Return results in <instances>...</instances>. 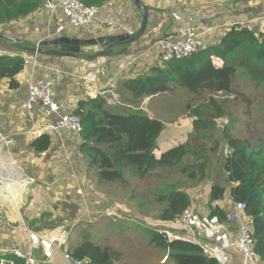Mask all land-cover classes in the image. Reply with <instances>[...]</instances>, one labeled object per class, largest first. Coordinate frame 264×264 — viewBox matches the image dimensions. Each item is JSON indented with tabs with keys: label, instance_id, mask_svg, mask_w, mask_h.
<instances>
[{
	"label": "crops",
	"instance_id": "0c3cea01",
	"mask_svg": "<svg viewBox=\"0 0 264 264\" xmlns=\"http://www.w3.org/2000/svg\"><path fill=\"white\" fill-rule=\"evenodd\" d=\"M140 1L148 9V26L144 35L129 45L123 43V35H129V32L134 35L142 25L141 12L132 0H115L102 7L97 21L91 26L69 28L63 34L61 50L80 48L84 56L113 51L111 55L94 60L85 57L60 58L30 51L55 32L59 12L42 9L26 21L0 29V34L20 42L16 44L0 38V55L21 56L26 61L25 70L18 76V89H10L6 81L0 83V134L13 140L12 143L0 141V204L4 206H0V257L16 250L33 256L40 264H68L65 256L70 247H76L89 238L118 255L114 264H124L123 260H152L153 252L159 260L155 264H170L163 260L168 252L154 246L151 237H147L148 240L133 228L111 232L108 226L115 220L108 223L106 230L95 232L88 229L90 218L96 222L95 218L104 214L106 194L104 191L100 194V188L90 179L92 173L80 151L81 136L70 132L61 137L50 135L47 127L54 119L45 118L39 106L31 111L26 107L30 83L51 77L56 81L54 90L62 105V113L73 112L78 102L96 98L97 92L110 88L117 92L121 89L122 102L129 105L132 102L124 101V97L130 96L122 90V83L149 74L152 67H160L159 53L154 48L159 38L176 36L184 27H196L203 32L201 39L207 47L217 44L233 25H248L264 32V0ZM48 50L45 48V51ZM213 60L217 67H222L220 59ZM178 90L181 89L172 93ZM168 94L146 98L142 105L144 103L148 107L154 99ZM30 131H42L43 135L50 136V148L36 152L31 145L39 137ZM185 142L187 139L182 134L170 138L165 129L159 140L157 155ZM208 160L206 180L199 185H189L186 190L194 209L205 222L203 226L194 228L195 236L188 235L180 222L154 223L172 240L184 238L200 245L219 264H245L243 254L230 245L240 237L239 224L226 221L221 225L216 220L207 219L215 183L226 186L221 208L229 213L235 205L231 199L232 186L227 182L225 173V177L221 174L219 180V174H213L211 161ZM117 209L118 205L112 211L118 216L129 212L122 207ZM159 211L155 209L154 214ZM116 215L112 217L117 219ZM120 234L144 240L137 243L123 240L119 248L112 247L110 236ZM123 245L141 247L140 253L143 251L145 255L135 258L131 254L124 256L121 253Z\"/></svg>",
	"mask_w": 264,
	"mask_h": 264
},
{
	"label": "trees",
	"instance_id": "16d2710c",
	"mask_svg": "<svg viewBox=\"0 0 264 264\" xmlns=\"http://www.w3.org/2000/svg\"><path fill=\"white\" fill-rule=\"evenodd\" d=\"M45 1L0 0V29L32 18L44 10ZM78 1L87 7L102 8L115 0ZM214 58L223 62L222 67L214 64ZM25 67L26 61L21 56L0 55V83L6 81L10 89H18V76ZM239 76L262 88L264 94V32L248 25H233L217 44L207 46L187 59L152 67L149 74L122 83V90L130 96L124 97V101L132 102L129 107H109L103 96H97L78 102L73 114L82 119L80 151L97 187L117 191L115 188L120 186L126 191L138 189L152 193L153 205L160 210L154 220L168 224L180 222L186 210L194 209L183 182L199 185L206 180L209 160L203 142L213 139L220 131L228 151L223 170L232 186L231 199L234 204H245L255 255L259 264H264V144L237 137L234 133L236 118L226 112L223 101L215 99L221 94H235L234 85ZM176 89H184L192 96L208 95L209 99L194 108L193 104H188L197 136L191 142L173 146L157 155L166 123L148 116L139 106L146 98L172 93ZM117 90L121 93V89ZM223 117H228L229 122L225 128L218 129L216 119ZM51 144L50 136L43 135L31 147L36 152H44ZM173 172L182 173L185 178L171 180ZM152 186L156 188L152 189ZM225 192V185L215 183L209 201L207 219L221 225L226 223L227 217L220 206ZM105 193L110 197L107 210L112 212L118 205L115 202L117 196L106 189ZM135 198L141 197L132 194L127 203ZM148 233L154 246L168 252L166 257L170 264H219L196 243L184 238L172 240L154 230ZM67 254L80 260L88 258L91 264H114L118 256L89 238L70 247ZM17 264L23 262L17 260Z\"/></svg>",
	"mask_w": 264,
	"mask_h": 264
},
{
	"label": "rangeland",
	"instance_id": "374dc122",
	"mask_svg": "<svg viewBox=\"0 0 264 264\" xmlns=\"http://www.w3.org/2000/svg\"><path fill=\"white\" fill-rule=\"evenodd\" d=\"M182 90H178L174 94L169 93L168 95L159 96L158 98H156V100L154 99V101L150 105L148 104V107L143 103V105L141 104L139 106V109L144 110L148 114V116H150V113L151 115H154L150 117L154 119L157 118V120L161 119L164 123H166L167 134L170 138L182 134L184 138L187 139V141L191 142L197 136V134L196 132H194L192 127L193 120L188 109V104H193L194 108L201 103H207L209 96H192L186 93V90ZM234 92L235 94L228 96H224L223 94L215 96V99L220 102L223 101L226 107V112L236 118V127L234 129L235 135L239 138H251L255 143L264 144V94L262 88L255 87L245 77L239 76L237 77L234 85ZM109 107L113 106L109 105ZM218 129L221 128L218 127ZM203 144L205 148V154L211 161L213 174H219L218 179L220 180L221 174H223L221 176L225 177L222 168L225 157L228 153L227 147L221 138V132L218 131L214 135L213 139L206 140L203 142ZM214 148L216 149L214 150ZM188 160L193 163L195 162V160L191 158H189ZM213 176L215 177L216 175ZM170 178L171 180L182 181L185 177H183L182 173L173 172ZM90 179L94 180L95 186L97 187V183L93 173L91 174ZM192 184L193 183L189 181L183 182V186L185 188ZM155 188L156 186H152V189ZM105 189L106 191L114 193L117 196L115 201H119L117 210H120L122 207V209L129 212L124 213L120 216L114 214L113 211L109 212L107 208L110 205V197L104 196V199L106 201L105 212L101 217L95 218L97 219L96 222H93L94 218H90L91 223L87 225L90 231L97 232L101 229L106 230V226L108 225V223H110L112 220H115L111 225L108 226V229L111 232L119 233L123 229L133 228L137 232H141V234L146 236V238L151 237V235L148 233L151 230H154L160 234L167 235L165 231H162L160 227H157L154 223V217L156 216L154 214V210L157 208L155 207V205H153L154 196L152 193L138 189H131L129 191H126L123 187L120 186L119 188H115L117 191L111 188ZM105 189H98V191L101 194L102 191L105 192ZM144 189H146V187H144ZM110 190H112V192ZM132 194L140 196L141 198H143V200L140 198L128 204L127 200ZM112 215H116L118 218L114 219ZM141 239V237L139 238L133 236H123L122 234L112 235L110 236V245L112 247L117 246L119 248V245L123 240H127L128 243H137L144 240ZM147 239L149 240V238ZM140 251L141 247L131 248L123 245V247L121 248V253L124 256H128L129 254H131L134 258L139 256L140 254L141 256L145 255V252L142 251L140 253ZM153 253H151L152 260H123V262L124 264H155L159 260H156V258L153 256Z\"/></svg>",
	"mask_w": 264,
	"mask_h": 264
},
{
	"label": "built area",
	"instance_id": "2783aa9c",
	"mask_svg": "<svg viewBox=\"0 0 264 264\" xmlns=\"http://www.w3.org/2000/svg\"><path fill=\"white\" fill-rule=\"evenodd\" d=\"M44 9L60 13L55 32L50 35L49 40H51L56 37L60 38L69 28L80 29L91 26L97 21L102 8L87 7L78 0H46ZM129 35L132 36L133 33L129 32ZM202 35L203 32L196 27H184L177 32L176 36H166L156 40L154 48L159 53L160 66L167 62L187 59L205 48V42L201 39ZM41 44L42 42L38 43L35 49H39ZM55 82V78L51 77L30 83L26 107L31 111L35 106H39L43 109L45 118L54 119L47 127L50 135L61 137L64 133L70 132L80 136L83 131L82 119L73 112L62 113V105L58 102L54 90ZM97 96H103L107 104L113 107L126 105L122 102L120 94L113 88L99 91ZM30 133L39 138L43 136L42 131H30ZM0 141L1 143L13 142L11 138L2 136V134H0ZM0 206L4 207L2 204ZM245 208L244 203H235L233 209L227 213V223H238L240 230L239 239L230 245L243 254L245 264H259L255 256L252 229L245 216ZM204 223L202 217L194 209L186 210L180 217V224L185 227L186 233L190 236H195L194 228L203 226ZM65 257L68 264H91L88 258L80 260L68 254ZM18 259H21L23 264H40L33 256L24 255L16 250L6 252L0 258V264H17ZM166 261L167 257L164 259V262Z\"/></svg>",
	"mask_w": 264,
	"mask_h": 264
},
{
	"label": "water",
	"instance_id": "95a60500",
	"mask_svg": "<svg viewBox=\"0 0 264 264\" xmlns=\"http://www.w3.org/2000/svg\"><path fill=\"white\" fill-rule=\"evenodd\" d=\"M132 1L135 3V5L138 7V9L141 12L142 25H141L140 29L133 36H130L128 34L123 35V38H124L123 43L125 45H129V44L137 41L138 39H140L144 35V33L147 29V26H148L149 15H148L147 7L144 4H142V2L140 0H132ZM62 37L63 36H61L60 38L56 37V38L51 39V40L47 39L44 42H42L39 49H30V51L33 53L41 54V55H49V56L60 57V58H63V57L83 58V57H85V58L91 59V60H94V59L98 58L99 56L111 55L113 53L112 50H106V51H103V52L96 54V55H93V56H91V55L84 56V54L80 50V48H76V49L71 48L68 50H61V44L63 42ZM0 38L14 42L16 44H20V42H17L16 39H13L9 36H5V35L0 34ZM45 48H49V50L45 51ZM228 122H229L228 117L216 119L217 126L221 129L225 128V126L228 124ZM112 210H115V208H112Z\"/></svg>",
	"mask_w": 264,
	"mask_h": 264
},
{
	"label": "bare ground",
	"instance_id": "6f19581e",
	"mask_svg": "<svg viewBox=\"0 0 264 264\" xmlns=\"http://www.w3.org/2000/svg\"><path fill=\"white\" fill-rule=\"evenodd\" d=\"M256 256V255H255ZM257 258V257H256Z\"/></svg>",
	"mask_w": 264,
	"mask_h": 264
},
{
	"label": "clouds",
	"instance_id": "9594fccd",
	"mask_svg": "<svg viewBox=\"0 0 264 264\" xmlns=\"http://www.w3.org/2000/svg\"><path fill=\"white\" fill-rule=\"evenodd\" d=\"M35 49V48H34Z\"/></svg>",
	"mask_w": 264,
	"mask_h": 264
}]
</instances>
